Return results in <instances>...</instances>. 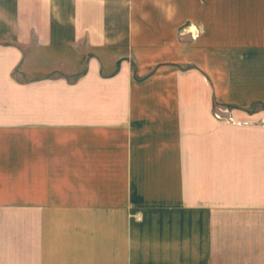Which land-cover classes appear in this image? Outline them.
Returning a JSON list of instances; mask_svg holds the SVG:
<instances>
[{
    "label": "crops",
    "instance_id": "1",
    "mask_svg": "<svg viewBox=\"0 0 264 264\" xmlns=\"http://www.w3.org/2000/svg\"><path fill=\"white\" fill-rule=\"evenodd\" d=\"M10 90L33 184L0 208L145 215L187 180L194 261L264 264V0H0Z\"/></svg>",
    "mask_w": 264,
    "mask_h": 264
},
{
    "label": "rangeland",
    "instance_id": "2",
    "mask_svg": "<svg viewBox=\"0 0 264 264\" xmlns=\"http://www.w3.org/2000/svg\"><path fill=\"white\" fill-rule=\"evenodd\" d=\"M10 92L0 100V111L16 102L15 93ZM25 106L31 107L29 102ZM2 119L0 184L11 193L31 189L33 131L22 126L31 125V117L29 122L21 116ZM186 168L191 171L192 165ZM73 175H80V166ZM185 186L184 197L168 196L161 212L145 215L61 209L36 213L38 220L33 213L0 208V264H203L193 259L191 181L186 180Z\"/></svg>",
    "mask_w": 264,
    "mask_h": 264
}]
</instances>
